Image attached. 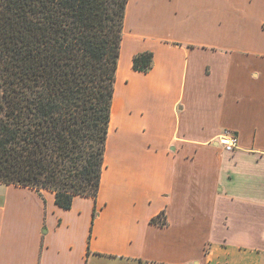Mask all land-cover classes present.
<instances>
[{
  "label": "crops",
  "instance_id": "crops-1",
  "mask_svg": "<svg viewBox=\"0 0 264 264\" xmlns=\"http://www.w3.org/2000/svg\"><path fill=\"white\" fill-rule=\"evenodd\" d=\"M0 264H264V0H128L97 197L0 184Z\"/></svg>",
  "mask_w": 264,
  "mask_h": 264
},
{
  "label": "trees",
  "instance_id": "trees-1",
  "mask_svg": "<svg viewBox=\"0 0 264 264\" xmlns=\"http://www.w3.org/2000/svg\"><path fill=\"white\" fill-rule=\"evenodd\" d=\"M127 1L0 0V184L96 199Z\"/></svg>",
  "mask_w": 264,
  "mask_h": 264
},
{
  "label": "built area",
  "instance_id": "built-area-1",
  "mask_svg": "<svg viewBox=\"0 0 264 264\" xmlns=\"http://www.w3.org/2000/svg\"><path fill=\"white\" fill-rule=\"evenodd\" d=\"M218 143L226 152H233L238 145V135L229 129H224L218 136Z\"/></svg>",
  "mask_w": 264,
  "mask_h": 264
},
{
  "label": "rangeland",
  "instance_id": "rangeland-1",
  "mask_svg": "<svg viewBox=\"0 0 264 264\" xmlns=\"http://www.w3.org/2000/svg\"><path fill=\"white\" fill-rule=\"evenodd\" d=\"M117 125L119 124V121H118V118H117ZM114 129H115V127H114ZM114 129H113V132H114ZM108 148H107V150H106V152H107V157L108 158H113L115 155H116V153H117V147H118V138L114 135V133H112L111 134V137H110V147H109V143H108V146H107Z\"/></svg>",
  "mask_w": 264,
  "mask_h": 264
}]
</instances>
